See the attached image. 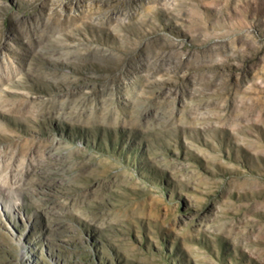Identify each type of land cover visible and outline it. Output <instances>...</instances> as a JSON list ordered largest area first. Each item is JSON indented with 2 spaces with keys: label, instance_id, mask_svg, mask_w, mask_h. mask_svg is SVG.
<instances>
[{
  "label": "rangeland",
  "instance_id": "1",
  "mask_svg": "<svg viewBox=\"0 0 264 264\" xmlns=\"http://www.w3.org/2000/svg\"><path fill=\"white\" fill-rule=\"evenodd\" d=\"M0 264H264V0H0Z\"/></svg>",
  "mask_w": 264,
  "mask_h": 264
}]
</instances>
